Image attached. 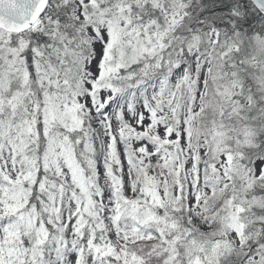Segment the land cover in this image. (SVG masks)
Here are the masks:
<instances>
[{
    "label": "snow or ice",
    "instance_id": "1",
    "mask_svg": "<svg viewBox=\"0 0 264 264\" xmlns=\"http://www.w3.org/2000/svg\"><path fill=\"white\" fill-rule=\"evenodd\" d=\"M0 264H264V0H0Z\"/></svg>",
    "mask_w": 264,
    "mask_h": 264
}]
</instances>
